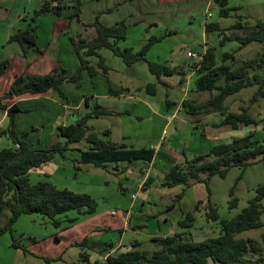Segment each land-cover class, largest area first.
I'll return each instance as SVG.
<instances>
[{
  "label": "rangeland",
  "instance_id": "rangeland-1",
  "mask_svg": "<svg viewBox=\"0 0 264 264\" xmlns=\"http://www.w3.org/2000/svg\"><path fill=\"white\" fill-rule=\"evenodd\" d=\"M43 1L0 0V59H9L8 66L0 75V92L8 88L15 74L21 70L45 73L52 67H64L65 73H72L74 68L69 69L75 52L68 36H92L94 27L89 23L94 20L95 15H98L99 21L107 24L120 20L125 22V37L118 40L120 47L130 46L136 51L149 39L157 37L150 44L146 58L162 62L173 70L161 74L166 82L157 81L149 70L147 61L139 60L127 65L110 49L101 48L100 55L106 53L107 58L104 59L112 68L108 73L115 82V87H128L130 94L109 93L90 101V108L98 102L113 113L89 118L87 124L100 137L114 142H122L123 136H126L124 142L135 148L156 145L159 152L155 162L151 164L149 172L146 171L148 164L139 161L120 162L115 167L114 164L96 167L92 164H78V152L67 150L63 155L56 154L52 161L31 170V184L49 181L57 188L87 193L96 202V212L88 216L79 215V219L73 224L64 221L65 217H62L61 224L56 227L45 215H20L11 226V231L0 233V264H86L81 260V253L89 254L90 263L108 264L107 257L104 260L103 256L111 249L109 243L115 249L121 245L114 253L129 249L133 243H137V247L150 256L161 247L154 239L174 232L183 231L186 240L195 242L217 236L220 232L219 221L237 215L255 195L256 188L264 185V161L253 163L244 171L238 167L230 168L225 177L212 176L208 181L209 194L206 184L198 182L186 188L181 199L176 200L175 196L181 192L182 186L167 188L160 183L171 165H184L186 160L207 152L210 147L245 134L246 126L233 130L229 126L218 125L222 119L221 113H201L196 117L186 114L181 102L183 97H187L185 100L192 104H197L212 94L206 90L194 89L196 74L190 75L189 69L196 68L198 60L189 56L187 51L200 53L207 46L213 45L218 62L223 61V52L234 54L233 59L224 60L231 66L238 65L243 59L258 57L264 43L251 41L238 47L237 39L227 40L223 44L219 40L222 34L243 36L255 27L256 21L264 16V0H228V16L219 15L220 5L217 0H81L80 20L68 15L72 7L64 6L60 15L47 12L31 21L34 9ZM149 1L156 2V5L149 4ZM108 7L112 9L101 11ZM206 22H218L220 28L212 32L205 31ZM235 22L241 25H233ZM31 26H34L37 44L43 47V51L31 46L25 55L18 41L8 39L18 29ZM56 36L59 38L55 39ZM93 58L97 61V56ZM60 59L64 60V64ZM29 61L31 64L27 66ZM91 62L95 63L94 60ZM254 71L264 76V64L261 67L255 66L250 74ZM87 79L88 76L84 73L77 84L65 81L62 85L64 96H60L57 91L46 93L57 99V113H45L39 105L46 108L49 104L39 102L35 105L34 102L36 109H29L17 117L16 129L21 130L20 133H31L32 143L40 147H47L58 140L57 125L70 123L79 118L77 114L85 111L83 101L77 110L74 105L81 95H84L83 98L90 97L88 90L83 88L88 83ZM96 79L97 77L94 78ZM147 81L155 83L153 93L146 91ZM255 89L256 85L244 87L227 96L225 104L227 112H237L240 106L249 105L248 113L258 121L255 128L249 127L261 139L264 97L250 103V96ZM166 100L172 101L174 106H180V110L176 109L175 117L169 122L164 116L167 114L163 108ZM5 101L10 103L11 99L6 98ZM22 103L20 102L21 105ZM72 112L77 114L69 115ZM195 118L199 121H194ZM8 123V117L0 109V131L7 129ZM107 130L110 134L104 135ZM204 132H207L206 136ZM11 145L7 136L0 135V148ZM74 146L86 148L83 141ZM149 176L153 177V182L150 186H145L144 181ZM142 177L145 179L139 190L138 183ZM202 177L206 178V175L202 174ZM132 194H135L134 199L131 198ZM232 198L236 199L233 207L230 206ZM171 203L174 206L168 210ZM262 206L260 220L263 225L241 232L237 234V238L251 239L256 243L259 251H249L245 257H262L264 264V198ZM211 208L215 209L216 219L210 216ZM111 211L115 213L112 214ZM124 212L128 213V217L123 215ZM187 212L193 214L194 220L189 228L183 230L179 227L178 220ZM9 214L8 209L2 211L0 225L5 224ZM73 216H77L76 212L66 213V217ZM83 240L84 243H80ZM13 243L29 252L13 247ZM208 264L221 263L209 259Z\"/></svg>",
  "mask_w": 264,
  "mask_h": 264
},
{
  "label": "trees",
  "instance_id": "trees-1",
  "mask_svg": "<svg viewBox=\"0 0 264 264\" xmlns=\"http://www.w3.org/2000/svg\"><path fill=\"white\" fill-rule=\"evenodd\" d=\"M55 1V2H54ZM228 0H218L219 15L228 16L230 7L226 5ZM64 6L72 7L68 15L75 16L80 20L81 0H44L38 8H35L31 16V21L44 13L52 12L56 15L62 14ZM30 24V23H29ZM94 27V33L89 38L80 34H71L68 38L71 41L74 52L79 60L78 66L72 73H65V68L52 67L45 73L29 72L27 69L21 70L13 77L8 88L0 93V109L8 117L9 123L5 130L0 131V135H5L10 140L11 146L0 148V215L4 209L9 210V217L4 225H0V233L11 231V226L22 214L37 213L47 216L56 227L61 224V218L69 224L75 223L79 215H92L96 212V202L87 193H78L65 188H57L49 181H39L31 184L29 173L31 170L53 160L56 154L63 155L64 151L73 149L78 152L76 162L78 164H92L96 167H105L108 164L117 166L120 162L143 161L151 162L155 150L153 147L127 146L117 143L109 138H102L88 124L89 118H98L102 115H109L113 112L102 104L95 102L89 111L76 118L70 123L60 124L56 127L58 140L51 142L47 147H34L28 139V131L19 133L16 129V114L21 111L20 105L13 101L8 104L4 99L13 98L23 93L39 95L57 91L60 96H64L62 83L71 81L78 83V79L85 71L88 75H94L100 71L107 74L108 66L98 49L105 47L118 55L127 65H131L137 60L147 61L149 70L156 76L157 81H162V73H170L173 69L168 65L146 58V52L151 43L157 40L152 37L144 43L138 50L132 47H120L117 40L125 37L126 25L123 20L112 24L99 21L95 15L93 21L89 23ZM233 25L240 26L239 22ZM218 22H206L205 31L212 32L218 30ZM237 39L238 47L251 41L264 43V16L259 18L255 27H252L243 36H231L222 34L220 44L227 40ZM10 40H16L22 47L23 53L29 47L34 46L42 52L43 47L37 44L34 26L20 28L9 36ZM96 55L97 61L93 64L88 55ZM221 62L217 61L215 46H207L203 51L202 59L196 64V77L194 79V89L211 92V96L206 100L192 104L183 100L185 112L191 116L199 113L217 112L221 113L220 126H229L237 130L243 126H257L258 121L248 113V106H240L237 112L226 111L225 99L227 96L238 92L240 89L256 85L255 91L250 96V103L264 97V76L251 69L255 66L261 67L264 64V44L258 57L243 59L238 65L231 66L224 62L227 58H234L232 52H223ZM9 64L8 58L0 59V75ZM31 62H27L30 66ZM155 83L147 82L145 89L147 92H154ZM216 90V92H214ZM109 93L119 94L120 90L109 87ZM87 103V100H85ZM170 101L166 100V105ZM226 111V113H225ZM263 137H256L255 130L249 131L241 137H234L229 142L217 144L210 149L186 160L185 164H173L164 174L160 183L162 187L172 188L182 186L180 193L175 199H181L186 188L195 183L204 182L209 194L208 181L214 176L225 177L228 170L238 167L244 171L248 166L258 161H264V125L262 128ZM104 135H109L105 131ZM85 143V149L75 147L74 144ZM206 175V178L202 177ZM153 177L149 176L145 181V186H150ZM255 195L249 199L248 204L232 218L221 219L220 232L215 237L207 238L203 241L195 242L186 240L184 232H175L171 235L155 238L161 247L154 250L150 256L142 252L133 243L129 249L115 252L107 256L108 264H208V260L221 264H263L262 257L256 259L247 258L245 254L249 251L257 252L259 248L251 239L237 238V234L259 228L262 226L260 216L263 210L262 200L264 198V185H260L255 190ZM232 195V190L230 191ZM236 205V199L232 198L230 206ZM174 206L171 203L168 210ZM69 211L76 212L77 216L66 217ZM178 220L181 229L189 228L194 220L193 214L187 212ZM216 219L215 209L211 208V215ZM85 240V239H84ZM84 240L80 243H84ZM13 247L20 248L24 252H29L19 244L13 243ZM81 260L86 264L89 262V254L81 253Z\"/></svg>",
  "mask_w": 264,
  "mask_h": 264
},
{
  "label": "crops",
  "instance_id": "crops-1",
  "mask_svg": "<svg viewBox=\"0 0 264 264\" xmlns=\"http://www.w3.org/2000/svg\"><path fill=\"white\" fill-rule=\"evenodd\" d=\"M156 2H152V1H149V4H151V5H156L155 4ZM112 9V7H108V8H106V9H102L101 11L102 12H106V11H110ZM81 13H82V10H81ZM85 37V36H84ZM59 37L58 36H56L55 37V39H58ZM67 38V37H66ZM65 38V39H66ZM87 38V37H86ZM61 39V38H60ZM121 39H124V38H121ZM118 40H120V39H118ZM118 40H117V42H118ZM102 48H105V47H102ZM100 50H101V48L100 49H98V52L100 53ZM190 51V50H189ZM72 52V51H71ZM73 53V52H72ZM71 53V54H72ZM187 53H188V51H187ZM102 55V54H101ZM103 56V58H107V55H106V53L105 54H103L102 55ZM72 57H73V59H72V67L69 69V70H73V68L75 69L77 66H78V64H79V60L77 59V56H76V54L75 55H72ZM93 57H96V55H94V54H92V55H88L87 56V58L90 60V61H95L96 62V60L93 58ZM104 59V62H105V64L108 66V71H107V74H106V76H105V74H102L101 72H97V73H95L94 75H92L91 76V78L89 77V75L87 74V72H83L82 74H84L85 73V75H87L88 76V79H87V81H88V83L87 84H84V86L83 85H81V86H83V88H85V90H88V92H89V94H90V97H88V98H83V96L84 95H81L82 97H80L79 99H78V101L75 103V105H74V108L77 110V108H79V105H80V102L81 101H83L84 102V106H86V108H85V111H84V113H86L87 111H89V110H87L88 108H90V104H89V102L90 101H92V100H94V99H96L98 96H100V95H103V96H105L106 94H109V91H108V89H109V87H111L112 89H117V90H120V93L119 94H117V95H120V94H130V90H129V88L128 87H125V86H116L115 87V82L112 80V79H110V77H109V69L111 70L112 68L110 67V65L106 62V60ZM61 60V62L64 64V60L62 61V59H60ZM140 60H144V59H140ZM137 61H139V60H137ZM146 61V60H145ZM189 69V68H188ZM190 70V75L191 74H196V68L194 67V68H192V69H189ZM83 77H84V75H83ZM95 77H97V79L96 80H94V78ZM161 79H162V81L163 82H166L162 77H161ZM147 82H150V81H147ZM64 83V82H63ZM63 83H62V85H63ZM146 83V82H145ZM145 83H143V84H145ZM9 86V85H8ZM98 87V88H97ZM0 93H2V92H0ZM52 93V92H51ZM111 94V93H110ZM113 95H116V94H113ZM130 96V95H129ZM49 98V99H47V98ZM187 97H183V99H182V101L181 102H183V100H185ZM11 99V102L10 103H12L13 101H16L19 105H20V108H21V111H19L17 114H16V119H17V117L20 115V114H23L24 112H27V111H29V109H32V108H34V109H36V104H38L39 102L40 103H47V104H49L48 106H46V108H45V106H42V105H39V108L43 111V112H45V113H51L52 114V112H56L57 113V110H58V102H57V99L54 97V96H47L46 95V92L45 93H42V94H39V95H31V94H29V93H23V94H21V95H19V96H16V97H13V98H10ZM30 100V101H26V100ZM43 99V100H42ZM49 100V101H47V100ZM82 99V100H81ZM34 100V101H33ZM36 100H37V102H36ZM85 100H87V103L85 102ZM4 101H5V99H4ZM187 101V100H186ZM20 102H23L22 103V105L20 104ZM34 102H35V105H34ZM71 102H73L72 100H71ZM10 103H8V104H10ZM52 103H56V104H52ZM65 105V104H64ZM29 106H30V108H29ZM66 106V105H65ZM162 106V105H161ZM161 106H160V108H161ZM163 108H164V110L165 111H167V114H165L164 116L166 117V120H167V122H169V120H171L172 118H174L175 117V111H176V109H178V110H180V106H178V105H173V102L172 101H170L169 103H168V105H164L163 106ZM184 111H185V109H184ZM83 113V114H84ZM171 113V114H170ZM217 112H208V114L209 115H212V114H216ZM75 114H77V112L75 113V112H72V113H70L69 115H71V116H75ZM82 114V113H81ZM81 114H77L78 115V117H80L81 116ZM82 114V115H83ZM187 114V113H186ZM199 114H201V113H199ZM199 114H197V115H199ZM189 115V114H188ZM208 115V116H209ZM191 116V115H190ZM192 117H196V115H194V116H192ZM194 121H199V119L198 118H195L194 119ZM63 124H65V123H63ZM206 124V123H205ZM251 127H249V126H246V132H245V134H247L249 131H251ZM19 133L21 132V130H17ZM22 131H24V130H22ZM107 131H109V130H107ZM109 134H110V131H109ZM205 136H206V134H207V132H204L203 133ZM244 134V135H245ZM243 135V136H244ZM124 138H122L123 140H122V142H117V143H122V144H124V145H127V146H129L126 142H124V139H126L125 137L126 136H123ZM237 137H241V136H237ZM234 138V137H233ZM28 139H29V141L31 142V144L34 146V147H40V146H38V144L37 145H34L33 143H32V140H31V133L29 134V136H28ZM148 147H153L154 148V150H155V154H154V157H153V160L151 161V162H143V161H139V162H142V163H145V164H148V168L146 169V171H148L149 172V169H150V166H151V164H153V162H155V158H156V155L158 154V152H157V146L156 145H154V146H152V144H150ZM135 148V147H134ZM69 150H73V149H69ZM67 151V150H66ZM169 155V154H168ZM171 155V154H170ZM165 156H167V154H165ZM54 159V158H53ZM133 162H135V161H133ZM133 162H130V163H133ZM138 162V161H137ZM120 164V163H119ZM119 164H117V165H119ZM144 169V168H143ZM46 176H47V174H45ZM147 176V175H146ZM145 179V177H142V179H141V181L138 183V185L143 181ZM168 188V187H167ZM111 213H112V211H111ZM123 215L125 216V217H128L127 215H128V213L127 212H124L123 213ZM175 233V232H174ZM167 236V235H166ZM164 237V236H163ZM105 245V244H104ZM109 246H111V249L109 250V251H107L105 254H104V256H103V259L104 260H106V257L109 255V254H111L112 252L114 253V251L119 247V246H121V245H119L116 249H115V247H113V245L111 244V243H109ZM127 250V249H126ZM123 251V250H122ZM116 252H119V251H116Z\"/></svg>",
  "mask_w": 264,
  "mask_h": 264
},
{
  "label": "built area",
  "instance_id": "built-area-1",
  "mask_svg": "<svg viewBox=\"0 0 264 264\" xmlns=\"http://www.w3.org/2000/svg\"><path fill=\"white\" fill-rule=\"evenodd\" d=\"M207 15H210V12H207ZM187 54H188L189 56L196 57L197 60H198V62H199V61L202 59L203 51L199 53V52H196V51H192V50H190V51H188ZM142 183H143V181L138 185L139 190H141V188H142ZM131 198L134 199V198H135V194H132V195H131ZM114 213H115V212L112 211V214H114Z\"/></svg>",
  "mask_w": 264,
  "mask_h": 264
},
{
  "label": "water",
  "instance_id": "water-1",
  "mask_svg": "<svg viewBox=\"0 0 264 264\" xmlns=\"http://www.w3.org/2000/svg\"><path fill=\"white\" fill-rule=\"evenodd\" d=\"M218 1V0H217Z\"/></svg>",
  "mask_w": 264,
  "mask_h": 264
}]
</instances>
